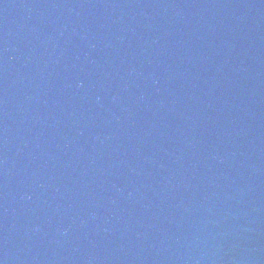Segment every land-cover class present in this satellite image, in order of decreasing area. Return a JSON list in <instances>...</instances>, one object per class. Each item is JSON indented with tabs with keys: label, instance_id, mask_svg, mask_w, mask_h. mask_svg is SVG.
<instances>
[{
	"label": "water",
	"instance_id": "water-1",
	"mask_svg": "<svg viewBox=\"0 0 264 264\" xmlns=\"http://www.w3.org/2000/svg\"><path fill=\"white\" fill-rule=\"evenodd\" d=\"M0 264H264V0H0Z\"/></svg>",
	"mask_w": 264,
	"mask_h": 264
}]
</instances>
